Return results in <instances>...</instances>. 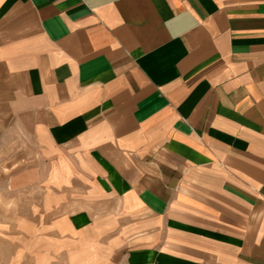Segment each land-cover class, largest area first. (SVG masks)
<instances>
[{
    "label": "crops",
    "instance_id": "0c3cea01",
    "mask_svg": "<svg viewBox=\"0 0 264 264\" xmlns=\"http://www.w3.org/2000/svg\"><path fill=\"white\" fill-rule=\"evenodd\" d=\"M0 154L113 264H264V0H0Z\"/></svg>",
    "mask_w": 264,
    "mask_h": 264
},
{
    "label": "rangeland",
    "instance_id": "374dc122",
    "mask_svg": "<svg viewBox=\"0 0 264 264\" xmlns=\"http://www.w3.org/2000/svg\"><path fill=\"white\" fill-rule=\"evenodd\" d=\"M2 159L0 154V264H113L119 230L104 231L103 224L96 231L71 229L67 215L56 211L61 201L43 199L31 169L9 168Z\"/></svg>",
    "mask_w": 264,
    "mask_h": 264
}]
</instances>
